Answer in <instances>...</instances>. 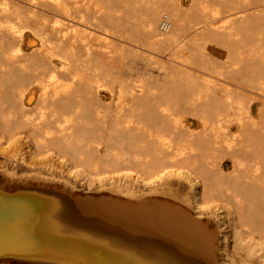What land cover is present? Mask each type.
<instances>
[{
    "label": "bare ground",
    "instance_id": "1",
    "mask_svg": "<svg viewBox=\"0 0 264 264\" xmlns=\"http://www.w3.org/2000/svg\"><path fill=\"white\" fill-rule=\"evenodd\" d=\"M21 134L92 172L189 180L196 210L224 213L232 251L216 255L212 222H185L177 194L104 203L99 218L55 186L0 182V252L264 264V0H0V144ZM82 220L109 233L96 242Z\"/></svg>",
    "mask_w": 264,
    "mask_h": 264
},
{
    "label": "rangeland",
    "instance_id": "2",
    "mask_svg": "<svg viewBox=\"0 0 264 264\" xmlns=\"http://www.w3.org/2000/svg\"><path fill=\"white\" fill-rule=\"evenodd\" d=\"M190 1L191 0H181L182 7L183 8L188 7ZM24 36L26 37V34H24ZM23 136H25V134H21V138H15V139L7 140V143L4 142V140H3L2 143L0 144V182L4 186L16 187L20 184H29V183L30 184L36 183V185H47V186L52 185V186H55L58 190L60 189L58 191V193H61L60 195L67 196V197L68 196L69 197L74 196V197H79V198L81 197L82 198V200H81L82 204L80 203V205H86V204L92 205L93 211H94V212H92V214H93L92 217H94L95 214H98V212L100 215H96V216L99 217V216L103 215V217L104 216L108 217V211H109V209H111L109 204H111V206H113V208L118 209V207H119V209H120V206H123V205L124 206L122 208H124V207L126 208V205L128 203L127 201H129V202L132 200L137 201L140 199L148 200V198L153 199L159 195H162V194L167 195L168 193L177 194L181 200L182 206L186 210L185 222L189 223V221H194V220L204 221L205 219L210 220V222H212V225L214 226V232H215V236H216L215 237V239H216L215 241H216V245H217L216 255H218L219 258H223V251H226L227 253H231V251H232V248H230L231 244L230 243L226 244L224 242V239H225L224 237H229V233H227L229 231V228L227 227L228 223L225 220L226 218H225L224 213L220 210H217V211L214 210L213 212H212V210H210V211L201 210V212L196 210L194 201H193V199H191L192 192H191V184H190L189 180H187L183 177H179L180 179L176 178V177H172V178L168 177V178H163L160 180L155 178V179H152L153 182H151L150 181L151 179L146 180L145 178L144 179L141 178L138 173L135 174L136 171L131 170L133 168L129 169L133 173L131 175H130V173H131L130 171L124 170L125 172L126 171L128 172V173L127 172L124 173L123 170L121 171L119 169L121 171L122 175L119 173V171L115 170V172L114 171L113 172L115 174L117 173V175H114V173L113 174L110 173L113 176L112 175L109 176L108 174L111 171H107V170H101L100 171L99 170L100 172L105 171L104 173H106L107 175L101 174L99 171L98 172H92L91 170L90 171L87 170L85 168V166L81 165L80 163L75 162V161H77L76 159L75 160L71 159V160H74V162L76 163V169L78 167L82 168V169H80L81 170V173H80L79 168L77 169L79 171L75 170V168H72V167H75L74 166L75 163L74 162L72 163V161L70 160L69 157L66 156V158H68V159H64L63 156H60L58 153L56 154L55 150H53L54 151L53 152L51 150L42 149V148H41V150L40 149H33L31 147V145L29 144V142H27L28 138L27 139L22 138ZM18 139H20V140H18ZM12 140H14V141H12ZM14 142H16V143H14ZM1 145H3V146H1ZM28 146H29V148H28ZM27 151L32 152V153H28ZM32 155L34 158L32 157ZM58 158H60V160ZM62 159H63V161H62ZM64 160H66L67 162L66 161L64 162ZM68 164H70V165H68ZM68 166H69V168H68ZM70 167L72 169H74L73 170L74 172L71 171L72 169L69 171ZM84 168L87 171L84 170ZM88 171L91 174H88L89 173ZM76 172H78V173H76ZM123 173L125 174V176L123 175ZM87 174H88V176H86ZM134 174H135V176H134ZM118 175L119 176L121 175L124 178H120L121 176L118 177ZM127 175H129V176H127ZM137 175H139V177ZM143 181H145V183ZM168 185H171V186L174 185V186H172V187L170 186L171 190H168L167 189L169 187ZM149 194H152V195H150V197H149V196H147ZM153 194H155V195H153ZM86 195L88 197L90 196L89 199H88V197H86ZM165 195H163V196H165ZM106 196H108V198ZM84 197H86L87 199H85ZM110 197H111L112 201H110L111 200ZM114 198L115 199L118 198L120 200L116 199L113 202ZM127 198H128V200H127ZM69 200L71 201V198ZM86 200H87V203H86ZM95 200H97V201H95ZM101 200H104V201H102L104 206H102ZM105 200L106 201L108 200V201L106 202ZM117 200H118V202H117ZM121 200L125 201L126 203L125 202L123 203V201H121ZM96 202H98V203L96 204ZM120 202H121V204H120ZM104 203H107V204L109 203L108 204L109 207ZM58 204H59L58 205V208H59V206L61 205L60 200H59ZM105 205L109 209L106 210ZM117 205H118V207H117ZM192 205L194 207H191ZM70 207H72V206H70ZM102 207L104 209H102ZM66 208H67V206H66ZM102 210H104L105 214L103 213ZM187 215L189 217H186ZM76 216H78V215H75V217L73 216L74 219L70 218L71 219L70 221H74L76 219ZM96 216H95V218H98ZM78 218L79 217H77V219ZM95 218H93V219H95ZM99 218H102V217H99ZM87 219H89V218H87ZM187 219H189V220H187ZM109 221H103V223H102V220H100V222L98 220L97 223L99 222L98 224L103 225V226H99V228L97 227L98 224H96L95 221H94L95 223L93 222L94 226H92L93 224L90 225L89 224L90 222H86V220H82V221H80V223H82V225L85 229H88V230L90 229L92 232V235H93V232L95 234L101 235V236L93 235L96 237V242H98L99 240H103L104 236L109 233L108 232L109 229L107 230V228L105 227L109 224ZM84 222L86 224H84ZM104 224H105V226H104ZM111 225L114 226V224H111ZM100 227H102V228H100ZM114 228H116V226H114ZM226 230H227V232H226ZM0 256H1L0 257V264H43V263L44 264H49V263L50 264H59L57 261H55L53 259H42V260H37L38 262H36L35 260H31L28 256H27V258H25L26 256H17L16 257L15 255L3 253V252H0ZM252 264H258V262L254 261Z\"/></svg>",
    "mask_w": 264,
    "mask_h": 264
}]
</instances>
